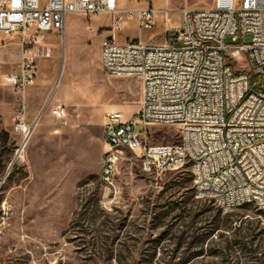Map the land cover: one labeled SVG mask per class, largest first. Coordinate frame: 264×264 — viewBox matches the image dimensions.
I'll list each match as a JSON object with an SVG mask.
<instances>
[{"label": "rangeland", "instance_id": "rangeland-1", "mask_svg": "<svg viewBox=\"0 0 264 264\" xmlns=\"http://www.w3.org/2000/svg\"><path fill=\"white\" fill-rule=\"evenodd\" d=\"M119 1L121 8L168 5L173 26L181 8L211 3ZM142 32L133 21L112 29L107 16L70 15L65 34H48L51 57L40 49L36 81L25 93L24 122L35 126L24 142L16 131L21 96L2 83L4 64L18 61L20 47L0 31V264H264V210L247 203L224 212L198 197L190 165L150 172L141 152L125 150L113 184L102 182L105 116L119 110L129 120L141 97L138 79L104 72L102 41L111 34L119 43L136 36L154 45L164 40L159 29ZM250 42L251 36L225 40ZM226 63L233 62L226 57ZM233 69L254 75L247 60ZM58 105L66 110L65 125L53 116ZM145 129L151 145L179 142V126Z\"/></svg>", "mask_w": 264, "mask_h": 264}, {"label": "built area", "instance_id": "built-area-1", "mask_svg": "<svg viewBox=\"0 0 264 264\" xmlns=\"http://www.w3.org/2000/svg\"><path fill=\"white\" fill-rule=\"evenodd\" d=\"M171 12L168 5L121 8L119 0H0V31L5 39L18 38L21 47L18 71L2 77L21 96L16 131L27 142L25 93L36 81L40 49L44 58L51 57L46 37L65 34L68 16L104 15L112 29L134 21L139 31L155 29L160 17L163 44L141 38L119 43L115 34L102 41L104 72L141 84L136 114L129 120L119 110L105 116L102 182L113 184L125 150L139 151L146 171L162 174L190 165L196 195L213 199L224 212L247 203L264 210V0H211L205 7H183L174 26ZM170 34L176 44H169ZM244 36H251V42L225 43L228 37L237 42ZM226 57L233 63L227 64ZM243 60L253 65L254 75L234 71L233 65ZM52 113L61 124L68 123L63 106ZM150 125L179 126V142L149 144L145 128Z\"/></svg>", "mask_w": 264, "mask_h": 264}, {"label": "crops", "instance_id": "crops-1", "mask_svg": "<svg viewBox=\"0 0 264 264\" xmlns=\"http://www.w3.org/2000/svg\"><path fill=\"white\" fill-rule=\"evenodd\" d=\"M120 2V1H119ZM139 7H141V6H135V7H133V8H139ZM98 16V15H97ZM162 20H161V18L159 17L158 18V20H157V25H156V29H159L160 30V32L162 33V35H163V37H164V40L162 41V42H160V43H158V44H163L164 42H165V30H164V28H163V25H162V22H161ZM134 22V21H133ZM127 24L129 23V21H127L126 22ZM135 23V22H134ZM140 33L143 35V32L142 31H140ZM112 35V34H111ZM144 36V35H143ZM142 36V37H143ZM142 37L141 36H136L135 38H141L142 39ZM46 38H49V36H47ZM126 38V37H125ZM18 39V38H17ZM127 39H125L124 40V42L126 41ZM143 40V39H142ZM124 42H122V43H124ZM18 45H19V47H20V44H19V42H16ZM18 55H19V57L21 58V47H20V49H19V53H18ZM20 58H18V61H16V63L15 64H12V65H6V64H4V67H3V71H2V73H4L3 75H2V77L4 76V75H6V74H10V73H13V72H16V71H18V69H19V65H20ZM100 61H101V51H100ZM4 62H6V61H4ZM7 66H9V67H7ZM102 66V65H101ZM36 77H37V72H36Z\"/></svg>", "mask_w": 264, "mask_h": 264}, {"label": "water", "instance_id": "water-1", "mask_svg": "<svg viewBox=\"0 0 264 264\" xmlns=\"http://www.w3.org/2000/svg\"><path fill=\"white\" fill-rule=\"evenodd\" d=\"M34 126H35V125H33L32 127H30L29 135L32 133V131H33V129H34Z\"/></svg>", "mask_w": 264, "mask_h": 264}, {"label": "bare ground", "instance_id": "bare-ground-1", "mask_svg": "<svg viewBox=\"0 0 264 264\" xmlns=\"http://www.w3.org/2000/svg\"><path fill=\"white\" fill-rule=\"evenodd\" d=\"M29 127L25 126V134H27ZM21 154V153H20ZM19 157V156H18Z\"/></svg>", "mask_w": 264, "mask_h": 264}, {"label": "trees", "instance_id": "trees-1", "mask_svg": "<svg viewBox=\"0 0 264 264\" xmlns=\"http://www.w3.org/2000/svg\"><path fill=\"white\" fill-rule=\"evenodd\" d=\"M244 245H246V243H244Z\"/></svg>", "mask_w": 264, "mask_h": 264}]
</instances>
